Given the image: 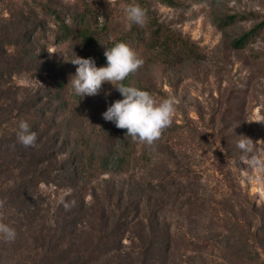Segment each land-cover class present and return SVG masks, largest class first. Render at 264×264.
Here are the masks:
<instances>
[{"label": "rangeland", "instance_id": "374dc122", "mask_svg": "<svg viewBox=\"0 0 264 264\" xmlns=\"http://www.w3.org/2000/svg\"><path fill=\"white\" fill-rule=\"evenodd\" d=\"M174 2L0 0V163L14 164L26 151L16 147L21 105L34 99L31 115L55 118L60 72L69 83L78 67L72 59L89 58L78 39L65 38L62 22L74 32L89 26L108 34L107 44L124 42L134 23L123 6L139 4L200 52L193 61L158 63L129 43L144 60L132 86L180 102L154 147L133 142L136 158L124 173L102 175L82 192L37 182L19 195L13 181L25 172L0 171V219L16 232L11 242L0 237V264H264V168L242 160L236 146L247 136L264 160V25L243 49L231 46L264 24V0ZM230 14L248 20L221 29L218 18ZM113 89L103 83L90 115L101 117L111 92L123 99ZM59 94L79 97L67 83ZM65 158L50 163L52 176L63 174ZM114 239L121 243L113 250L96 247Z\"/></svg>", "mask_w": 264, "mask_h": 264}, {"label": "trees", "instance_id": "16d2710c", "mask_svg": "<svg viewBox=\"0 0 264 264\" xmlns=\"http://www.w3.org/2000/svg\"><path fill=\"white\" fill-rule=\"evenodd\" d=\"M162 2L169 5L175 3L174 0H162ZM245 20L248 19L244 15L230 14L218 18V25L221 29H225ZM263 25V23H259L244 32L231 42V46L234 49H243L251 39L260 33ZM60 27L65 29V38L75 37L78 39L81 51L87 53V57L93 58L95 63L100 66H107L104 52L106 47L114 45L107 44L111 40L108 34L104 35L102 32L94 31L89 26H81L74 32L65 22H62ZM124 42L128 44L138 42L139 44L135 45L143 48L151 62L174 64L180 60H183L182 62L196 60V57L200 55L199 47L195 42L160 22L151 10H147V21L143 26L133 24L126 33ZM60 74L63 75V78L58 80L56 85L58 95L55 100L58 113L55 118H51L49 121L45 114L42 115L43 119L37 120L35 116L31 115L28 109L34 107L36 102L34 99L33 106L26 103L20 107L23 116L18 122L26 121L30 125V129L36 128L35 131L32 130L37 134L36 147H24L26 151L14 164L6 161L0 163V171L13 172L15 169H21L25 172L13 181L12 190L19 195L29 193L30 185H35L37 182L52 184L57 189L69 183L68 189L70 190L86 191L102 175L114 176L124 173L127 169L126 166H129L131 160L136 158L135 150H131L133 141L126 136V130L118 129L113 122L106 121L102 115L104 112L101 117L98 112L92 114L93 116L90 115L91 108L95 109L100 97H96L97 95L84 96L83 98L78 97L77 100H73L70 96L63 97L59 93L66 83L68 84V81L64 77L63 71ZM132 80L133 75L127 78L124 83L127 86H132ZM114 90L119 94L116 88L113 89V92ZM104 101H108L110 105L115 101L112 92L107 99L104 96ZM78 103L88 108L82 111V107ZM75 105L78 107L77 110H75ZM166 133L164 131L163 135L166 136ZM42 137H44L43 143L39 144L38 140ZM137 144L140 143L135 142V145ZM16 147L21 149L22 145L18 143ZM57 157H66L58 161L63 174L52 176L53 167L50 163L57 160ZM43 172L46 176H41ZM59 181L64 184H59L61 183ZM70 183L72 184L70 185ZM174 198L171 195L162 194L160 197L164 202L171 203L176 202ZM112 235H115L114 238H118V234ZM116 243H121V239L102 242L96 247L100 250L108 245L107 247H111L109 249L113 250ZM144 252L145 250L141 254L143 255Z\"/></svg>", "mask_w": 264, "mask_h": 264}, {"label": "clouds", "instance_id": "9594fccd", "mask_svg": "<svg viewBox=\"0 0 264 264\" xmlns=\"http://www.w3.org/2000/svg\"><path fill=\"white\" fill-rule=\"evenodd\" d=\"M126 18L131 23L143 26L147 21V12L139 4L123 6ZM107 66L97 67L93 58L75 56L72 63L78 65L74 76L67 86L83 98L99 93L103 83L112 84L123 99L114 101L102 114L106 121L113 122L118 129L126 130V136L133 142H139L152 148L171 127L179 100L170 96L157 101L152 94L134 86H127L124 81L135 74L144 64V60L126 42H116L106 47L104 52ZM237 148L241 150V159L254 167L264 168V160L253 153L256 144L247 136H240ZM37 134L30 129L26 121H20L17 142L25 148L36 147ZM264 144V141H259ZM3 202L0 201V207ZM69 209L71 204L65 203ZM0 237L11 242L16 237L15 229L0 219Z\"/></svg>", "mask_w": 264, "mask_h": 264}]
</instances>
